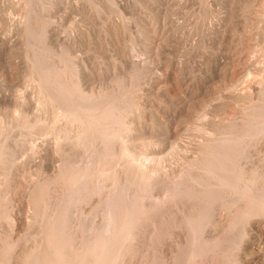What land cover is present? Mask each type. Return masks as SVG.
<instances>
[{"label":"rangeland","instance_id":"obj_1","mask_svg":"<svg viewBox=\"0 0 264 264\" xmlns=\"http://www.w3.org/2000/svg\"><path fill=\"white\" fill-rule=\"evenodd\" d=\"M0 43V264H264V0H0Z\"/></svg>","mask_w":264,"mask_h":264},{"label":"bare ground","instance_id":"obj_2","mask_svg":"<svg viewBox=\"0 0 264 264\" xmlns=\"http://www.w3.org/2000/svg\"><path fill=\"white\" fill-rule=\"evenodd\" d=\"M173 1V0H172ZM186 1V0H185ZM218 0H205V2L208 4V5H214L216 2H217ZM174 5V4H173ZM176 5V4H175ZM163 9V8H162ZM231 11V10H230ZM232 12V11H231ZM9 19V18H8ZM222 19V18H221ZM9 21H10V19H9ZM236 24V23H235ZM222 32V31H221ZM54 34H56V33H54ZM54 34H53V32L51 31L50 33H49V35L48 36H50L51 38H54L55 36H54ZM12 36V35H11ZM54 36V37H53ZM149 37V36H148ZM56 38V37H55ZM54 41V40H53ZM163 41V40H162ZM157 42V41H156ZM147 43V42H146ZM159 43V42H158ZM1 44V43H0ZM155 44V43H154ZM159 46V45H158ZM157 46V47H158ZM161 46V45H160ZM159 46V47H160ZM173 48V47H172ZM240 49V48H239ZM154 50V49H153ZM228 51V50H227ZM235 51V50H234ZM146 53V52H145ZM228 53V52H227ZM231 53V52H230ZM229 53V54H230ZM237 53V52H236ZM232 54V53H231ZM233 55V54H232ZM135 57V56H134ZM241 59H242V55H240V54H238L237 56H234V58H232V60L233 61H235V62H239V61H241ZM228 61V60H227ZM139 63V62H138ZM141 64V63H140ZM145 67V66H144ZM240 67V66H239ZM241 68V67H240ZM243 70H244V68H243ZM145 71V70H144ZM84 77V76H83ZM86 77V76H85ZM82 78V77H81ZM87 79V78H86ZM89 80V79H88ZM80 82V81H79ZM84 83L86 84H88V82H86L85 81V79H84ZM154 83V82H153ZM152 83V84H153ZM228 83V82H227ZM235 83H236V81H231L230 83H229V85L231 86V87H233L234 85H235ZM80 84V83H79ZM157 84V83H156ZM81 85V84H80ZM240 86V85H239ZM83 87H84V85H83ZM86 87V86H85ZM87 89V88H86ZM224 89V88H223ZM85 90V89H84ZM167 91V90H166ZM179 92H181L180 90H179ZM234 92V91H233ZM165 93V92H164ZM184 93H186V92H184ZM184 95V94H183ZM167 96V95H166ZM176 96V95H175ZM180 97V96H179ZM178 98V97H177ZM181 98V97H180ZM181 100V99H180ZM189 101V100H188ZM189 109V108H188ZM176 110H178V109H176ZM187 111H189V110H187ZM92 119V118H91ZM180 126V125H179ZM179 128V127H178ZM76 132V131H75ZM184 133V132H183ZM177 135V132H175L174 133V136H176ZM180 136H181V134H179ZM179 135H178V139L177 140H179ZM79 136V135H78ZM170 136V135H169ZM174 136H173V138H174ZM175 139V138H174ZM53 143H54V141H53ZM172 143H174V142H171V144ZM225 144V143H224ZM53 145H57V143L56 144H53ZM44 146V148H43V158L41 159V160H37L36 158V160H33L32 161V165L33 166H35V167H37V168H45V170L48 172L47 173V175H48V177H50L51 179H53V181H57V182H59L61 179H63V178H65V177H74L75 176V179L76 178H78V177H83V178H85V179H87V177H88V175H89V171H90V169H88V170H84V171H82L83 173L81 174L80 173V171H79V169L76 167V166H73V165H71V164H67L66 162L65 163H60V164H57V165H55L54 164V162H55V160H54V156H53V152L54 151H52V144H51V142L48 140V141H46V143H45V145H43ZM222 146V145H221ZM220 146V147H221ZM34 147V146H33ZM208 147V146H207ZM220 147H216L217 149H219ZM160 148V147H159ZM221 148H223V147H221ZM155 149H157L156 147H155ZM207 149V148H206ZM216 149V150H217ZM57 150V149H56ZM162 150V149H161ZM214 150H215V148H214ZM213 150V151H214ZM1 151V150H0ZM125 151H128L127 149H125ZM211 151V150H210ZM221 151V150H220ZM38 152V151H37ZM159 152H161L160 150H159ZM215 152V151H214ZM219 152V151H218ZM223 152L225 153L226 152V150L224 151L223 150ZM223 152H220V154H215L216 156V158H217V161L219 160V162H217L216 164L217 165H219L218 167H221V166H223V164H226V163H224L225 162V160H226V158L227 157H225V156H227L226 154H224ZM133 154V153H132ZM131 154V155H132ZM135 155V154H134ZM134 155L133 156H131V158H133V159H135V157H134ZM39 156V155H38ZM213 156V155H212ZM133 161H135V160H133ZM31 162V161H30ZM215 163V162H214ZM31 164H28V165H31ZM215 164V165H216ZM213 165V164H212ZM214 165V166H215ZM137 166V165H136ZM224 167H225V165H224ZM142 168V167H141ZM84 169V168H83ZM223 169V168H222ZM145 172V171H144ZM145 175V174H144ZM181 183V182H180ZM59 184H60V182H59ZM58 184V185H59ZM183 186V185H182ZM263 188H264V186H262ZM262 188H260V190H261ZM257 190H258V188H257ZM260 190H258V191H260ZM263 191H264V189H262ZM261 190V191H262ZM260 191V192H261ZM52 196V195H51ZM56 199V198H55ZM54 199V200H55ZM50 200V198L46 201V203L48 202ZM53 200V201H54ZM58 200V202H56V204L54 205V207H53V212H50L49 214H47V221H46V225H48V229H49V232H47V233H49V236L52 234V235H54L55 237L54 238H56V240H59V237H60V230H61V228H62V222H63V219H64V208H63V202H62V199L60 198V199H57ZM56 201V200H55ZM50 202H51V200H50ZM108 202L110 203V209L112 210V213H113V216L111 215L112 213H111V210H110V216H112V218L110 219V222L111 221H113L115 224H117V225H114L113 224V222L111 223L112 225H113V228H112V230H111V232H109V229H111V228H109L108 229V231H107V233H108V235L107 236H105L106 237V242H109L108 244H110V243H112L113 241L114 242H116L117 240H115V238L117 237L118 238V236H120V235H118L117 236V234H119L121 231H122V233L124 232L123 230H127V227H130V225H131V222H132V218L134 217V213H137V212H135V211H137V210H135V211H132V209H129L128 211H126V212H120L119 211V199H118V195L116 194L115 195V193H113V194H110V200H108ZM139 210V209H138ZM134 215H133V214ZM21 216V215H20ZM133 216V217H132ZM23 218V217H22ZM13 220L14 221H12L13 222V224H12V227H13V229H15L16 230V227L18 228V227H21L20 225L23 223L22 222V219L19 217V215H17V217H16V219H14L13 218ZM24 220V219H23ZM64 223V222H63ZM112 225H111V227H112ZM110 227V226H109ZM126 228V229H125ZM19 229V228H18ZM48 229H47V231H48ZM252 230L254 229V235H255V237H257L256 236V232H258L259 231V226H257V224H256V226H253L252 228H251ZM119 233H118V232ZM261 231V230H260ZM126 232V231H125ZM252 232V231H251ZM261 234V233H260ZM262 235V234H261ZM260 235V236H261ZM259 236V237H260ZM102 237V236H101ZM101 237H100V239H98V241H101L102 239H101ZM254 237V236H253ZM251 238V237H250ZM262 239H264V238H258L257 237V239H255V241L257 242V246H258V248H259V250L260 249H262V247L260 246L259 247V245H262V243H264V242H262ZM55 240V239H54ZM96 241V240H95ZM94 241V242H95ZM98 241H96V242H98ZM102 241H105L104 239L102 240ZM101 241V242H102ZM52 242H53V239H52ZM58 242V241H57ZM252 242H254V241H252ZM105 243V242H104ZM250 243V242H249ZM46 244V243H45ZM49 244V243H48ZM48 244H47V246H48ZM117 244V243H116ZM252 244V243H251ZM54 245V244H53ZM103 245V244H102ZM105 245H106V243H105ZM112 246H111V250H113L112 248H114L115 247V244H114V247H113V243L111 244ZM254 245V244H253ZM41 246V245H40ZM101 247V246H100ZM106 247H108L107 245H106ZM106 247H104V246H102V252H105L104 250L106 249ZM109 247H110V245H109ZM246 247V246H245ZM253 247V246H252ZM255 247V246H254ZM45 249L47 248L46 247V245H45V247H44ZM105 248V249H104ZM247 248V247H246ZM249 248V247H248ZM255 248H257V247H255ZM100 249V248H99ZM114 249H116V248H114ZM254 249V248H253ZM46 250H48V248L46 249ZM107 250V249H106ZM109 250V249H108ZM248 251H250L251 252V250H250V248L249 249H247ZM257 251V250H256ZM34 252V251H33ZM39 252V251H38ZM38 252H37V254H38ZM47 252V251H46ZM101 252V254L103 255V253ZM110 252H114V251H110ZM259 252V251H258ZM42 254L44 255L45 253H43V251H42ZM49 254V253H48ZM106 254V253H105ZM111 254V253H110ZM113 254H115V253H113ZM253 255H254V253H252ZM257 254V253H256ZM47 255V254H46ZM46 255H44L45 257H46ZM57 255V254H56ZM59 255V254H58ZM58 255L55 257V262H56V264H58V262H60V261H58ZM246 254H244V257H246L245 256ZM37 256V255H36ZM39 256V255H38ZM43 256V257H44ZM55 256V255H54ZM54 256H53V258H54ZM114 256V255H113ZM113 256H110V258L111 257H113ZM248 256V255H247ZM250 256V255H249ZM248 256V257H249ZM259 256V255H258ZM42 257V258H43ZM44 257V258H45ZM51 257V256H50ZM38 258V257H37ZM60 258V257H59ZM101 258V257H100ZM252 258V257H251ZM48 259V258H47ZM46 259V260H47ZM52 259V258H51ZM108 259V258H107ZM109 260V259H108ZM111 260V259H110ZM245 260V259H244ZM256 260V259H255ZM41 261H44V260H42L41 258H38V259H35V261H34V263L36 262V264H39V262H41ZM48 261V260H47ZM46 261V262H47ZM52 261V260H51ZM54 261V260H53ZM247 261V260H246ZM250 262V261H249ZM244 263H246V262H244ZM42 264H44V263H42ZM48 264V263H47ZM50 264V263H49ZM54 264V263H53Z\"/></svg>","mask_w":264,"mask_h":264}]
</instances>
